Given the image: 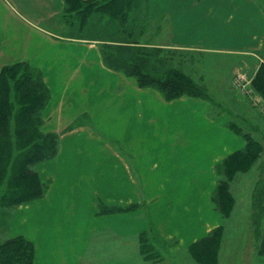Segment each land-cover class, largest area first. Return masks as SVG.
<instances>
[{
    "label": "crops",
    "instance_id": "0c3cea01",
    "mask_svg": "<svg viewBox=\"0 0 264 264\" xmlns=\"http://www.w3.org/2000/svg\"><path fill=\"white\" fill-rule=\"evenodd\" d=\"M148 3L153 46L231 54L249 70L264 62V0ZM64 9V0H0V75L21 62L42 72L45 128L59 136L56 156L36 165L45 195L11 214L8 237L31 240L35 264H176L146 262L128 240L152 225L184 249L219 227L214 169L240 136L205 99H166L108 67L98 41L43 26Z\"/></svg>",
    "mask_w": 264,
    "mask_h": 264
},
{
    "label": "trees",
    "instance_id": "16d2710c",
    "mask_svg": "<svg viewBox=\"0 0 264 264\" xmlns=\"http://www.w3.org/2000/svg\"><path fill=\"white\" fill-rule=\"evenodd\" d=\"M140 0H65L67 12L73 9H80L81 13V36L85 32L88 16L94 11H102L105 15H110L119 22L118 32L124 38L119 42L121 46L131 53L130 62L125 53L115 50L113 44L106 43L102 47L104 63L115 70L126 73L134 78L141 87H152L159 90L166 99H174L183 95L200 96L206 98L205 92L191 80V78L177 68H170L161 71L152 64L151 59L164 52H176V49L155 47L151 43L142 42L141 38L149 32L152 19L148 13L140 18L129 16ZM76 6V7H74ZM78 11V10H77ZM67 24L71 26V19ZM63 36V35H62ZM143 40V39H142ZM118 49V48H116ZM124 53V55H123ZM162 57V56H161ZM163 58V57H162ZM254 87L257 86L259 93L264 95V63L260 65ZM51 98V92L46 85L42 72L27 63H16L3 68L0 75V203L10 207L20 206L30 200L43 197L48 184L43 183L36 165L41 161L52 159L59 149V136L56 132L43 131L42 111ZM17 106V108H16ZM16 108V111L14 112ZM238 132V131H237ZM240 133V132H239ZM247 139V137L243 134ZM251 138L247 139V144L243 150H237L228 155L218 166H227V176L235 170L236 159L247 158L248 149L252 144ZM257 148V147H256ZM256 148H254L256 150ZM14 160H13V156ZM14 162V164H13ZM35 165L34 170L31 165ZM12 177L7 181L5 192L1 193L3 180L8 177V170L12 168ZM219 181V179H218ZM230 189L226 182H218L216 203L224 205L225 199L230 197ZM216 193V194H217ZM216 197V196H215ZM254 201V222L257 226L258 253L264 256V179H261L253 197ZM223 207V209H224ZM16 208V207H15ZM225 210V209H224ZM223 226L214 229L208 236L193 243L189 248L196 246L203 248V257L213 255L217 233H221ZM151 235L156 241L172 242L161 237L154 226H150ZM142 239L145 233L140 234ZM213 236V238H212ZM213 239V240H212ZM145 240V239H144ZM212 240V241H210ZM165 243V244H166ZM144 244V242H143ZM146 244L143 245L144 248ZM142 247V248H143ZM144 248L142 249L143 252ZM145 254L147 261H156L160 258H150ZM204 254L206 256H204ZM196 256V255H195ZM198 257V256H197ZM201 257V256H200ZM212 257V256H211ZM210 257V258H211ZM164 259V258H163ZM202 259V258H201ZM0 264H35V245L24 236L7 238L0 242Z\"/></svg>",
    "mask_w": 264,
    "mask_h": 264
},
{
    "label": "rangeland",
    "instance_id": "374dc122",
    "mask_svg": "<svg viewBox=\"0 0 264 264\" xmlns=\"http://www.w3.org/2000/svg\"><path fill=\"white\" fill-rule=\"evenodd\" d=\"M99 1L101 2L103 0ZM148 1L149 0H140L137 3L134 10L130 13V21H132L134 17L141 18L143 14L148 13ZM77 10L75 8L72 12L68 13L65 2V9L53 19L44 21L43 26L52 29V32H54L56 36L63 35L67 38H80L82 35V23H80L81 19H79L81 18V13L79 12L80 9L77 8ZM88 18L87 25L84 29L85 32L81 39L85 38L87 40L91 39L93 41H98L101 52L102 47H104L106 43L113 44L115 50H124L123 52L125 55L124 53L123 55L127 58L125 62H130L131 53L129 50L123 48L129 46H121L123 43L119 42L120 40H124L120 32H118L119 22L110 15L104 16L102 11H94ZM69 19H71L73 23L71 26L67 24ZM156 31L157 27L153 22L150 23L149 32L141 38V41L153 44L154 39L152 35L156 33ZM174 49H176V52L174 50V52L169 51L161 53V55H159L161 59L154 56L151 59L152 64L161 71L177 68L188 75L191 80L200 87L201 91L205 92L206 96V98L200 96L191 97L205 99L209 103L211 117L219 118L222 115L225 117V122L223 120L224 126L228 129L231 128L239 134L240 141L243 143V146L239 150L245 148L248 138H251L252 143L255 142L257 146L255 145L254 147L251 143L252 146L250 148L252 150L248 149V157L236 159L235 170L232 171L231 175L227 176V166L225 165H222L216 170L214 169V173L215 171L217 172V179L211 194V199L215 205V210L213 212H216V221L220 222L219 225L223 226V228L221 229V233H217L216 240L212 239L214 244L218 242L215 246L213 255H211L212 257H203V248L199 246L179 249L175 245V240L171 243H166L159 239L158 242L154 235H151L150 229L142 232L145 233L143 239L141 238L142 236L139 235L137 239L128 240V252H137L133 251L137 244L140 248L143 260L146 262L147 256L143 253H147L150 258H160V260L170 257L176 264H264V256L258 253L259 243L257 239V226L254 222L253 208L255 188L258 182L264 179V95L258 92L256 89L257 86H255V88L254 85L256 84L253 82L259 70V68L256 67V62L258 61H254L251 64V71L248 68H244V64L241 62L242 59H238V57H234L231 54ZM237 77L239 79H245L242 85L246 83L245 85L248 90H242L240 88L241 86L235 83ZM41 128L43 131H46L45 121H43ZM254 148H256V150ZM14 157L15 155L13 156V160ZM193 165L199 167L198 164L194 163ZM201 165H203L201 167L202 171H205L204 167L206 165L203 163H201ZM13 167L14 165L8 170V177L6 180H3L1 193L6 190L7 181L9 177H12L14 171ZM34 167L35 165L32 164L31 169L34 170ZM35 168L37 169V167ZM218 179L221 182H226L227 187L230 189L229 192L231 195L225 199V207L223 205L219 206L215 201L218 199ZM15 207L0 203V242L7 238H12L8 237L7 226L11 220V214L14 213V211L16 212L19 206L16 205ZM143 242L146 244V248L143 247ZM175 246L177 250H175ZM142 247L145 252H143ZM204 256L206 255L204 254Z\"/></svg>",
    "mask_w": 264,
    "mask_h": 264
},
{
    "label": "built area",
    "instance_id": "2783aa9c",
    "mask_svg": "<svg viewBox=\"0 0 264 264\" xmlns=\"http://www.w3.org/2000/svg\"><path fill=\"white\" fill-rule=\"evenodd\" d=\"M242 82H245V79H243V78L239 79L238 77H237V79H235V83H238L241 86L240 88L242 90H245V91L248 90V88L245 85L246 83H243V85H242Z\"/></svg>",
    "mask_w": 264,
    "mask_h": 264
}]
</instances>
